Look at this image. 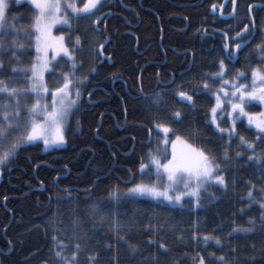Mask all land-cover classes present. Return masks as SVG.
<instances>
[{"label": "trees", "instance_id": "trees-1", "mask_svg": "<svg viewBox=\"0 0 264 264\" xmlns=\"http://www.w3.org/2000/svg\"><path fill=\"white\" fill-rule=\"evenodd\" d=\"M139 1L113 0L108 9L104 5L101 12L109 13L104 16L99 33H92L88 22L81 21L79 25L73 22L70 42L69 29H57V32H65V42L70 48L75 36L81 37L83 51L77 55L82 57L84 66L76 75H85L92 66L97 67V72L81 88L82 102L69 116L65 146L45 151L38 142L24 145L6 166H0V259L4 264H56L52 242L55 233L49 223L55 218L63 221L59 227L68 246L66 256L70 258L75 244L81 243L82 251L74 264H91L88 257L97 254L95 264H195L193 257L197 254L205 257L206 264H218L209 256L212 252L217 257L226 256L229 264H264L261 210L255 202L250 206L247 198L251 181L256 186L254 196L260 199L264 161H249L247 157L253 153L239 148L238 140L232 142L231 163L221 165L225 168L227 189L208 188L201 194V207H195V199L189 197H184L183 208L144 197L109 198L111 192L128 187L124 181L130 175L135 174L130 184L152 178L149 171H155L154 167L143 174L138 171L142 157L145 163L149 162L150 152L160 155L162 163L169 157L170 143L157 144L155 129L149 136L148 129L153 128L154 122L166 123L175 129V135L194 148L211 150L212 155L221 156L220 149L227 138L221 139L209 123L214 96H195V105L189 107L172 93L178 85H184L183 90L191 92L193 87L202 85L204 74L218 71L219 60L226 55L222 52L223 33L234 36L242 24L248 23L249 4L253 5L252 15L259 29L264 22V0H237L235 18L229 15L230 1ZM215 3L218 5L213 12ZM220 5H224L223 9ZM10 8L9 22L17 29L27 28L31 23V6L25 1L17 4L11 0ZM258 29L254 39L233 61L225 60L229 72L225 79L234 81L239 70L248 77L240 82L249 84L251 69L262 66L260 53L254 51L264 38ZM105 37L111 41L103 52V56L111 57L109 60H102L92 51ZM17 38L25 41L23 33ZM33 43L31 46L25 43V48L18 51L22 61L19 66L33 63ZM0 59L5 62L0 78L12 76L10 67L15 61L8 54L0 55ZM70 70L68 58L59 57L46 73L49 89L61 83L62 72ZM171 79L175 83L166 84ZM208 82L213 91L220 87L219 81ZM18 86L26 87V80L19 79ZM88 91L92 93L93 104L85 99ZM161 93L166 103L156 106L155 98ZM247 109L259 112L261 105L252 102ZM175 110L182 111L178 122L171 119ZM229 123V120L224 121L222 126L228 127ZM97 128L99 134H96ZM189 128L198 130V135H189ZM237 131L250 141L257 134L244 119L237 121ZM175 135H170V140ZM160 139L162 141V134ZM256 143L255 155L259 156L264 153V142ZM237 151L244 153L242 159L235 158ZM65 189L71 191V199L57 203L56 194L63 196ZM210 193L214 194V199ZM93 204L99 207L96 215L91 213ZM77 216L80 223L74 230L72 221ZM250 218L256 221L253 231L228 236L233 227H250ZM196 224L200 235L221 237L223 247L213 241L207 245L194 242L191 236ZM150 225L151 231L148 230ZM85 236L89 238L87 244L82 239ZM117 236L125 239L117 243ZM180 236L184 239H178ZM150 239L157 243L149 244ZM159 243H164L167 251L159 249ZM108 244L112 245L110 249L106 247ZM128 244L137 245L136 254L129 251Z\"/></svg>", "mask_w": 264, "mask_h": 264}, {"label": "snow or ice", "instance_id": "snow-or-ice-1", "mask_svg": "<svg viewBox=\"0 0 264 264\" xmlns=\"http://www.w3.org/2000/svg\"><path fill=\"white\" fill-rule=\"evenodd\" d=\"M15 2L20 4L22 0H15ZM26 2L32 8L31 23L27 28L21 26L17 29L14 24L9 22V16L7 15L11 10V0H0V55L8 54L15 61V64L10 67L12 76L0 78V94H3L0 96V149H2L0 150V166H6L13 157L18 155V150L24 145L34 144L37 141H42L45 149L65 145L68 142L66 138L68 117L82 102L83 93L81 88L85 87L89 77L97 72V67L92 66L85 75L77 76L76 73L84 66L82 57L77 55V53L83 51L81 37L79 35L75 36L70 48L65 42V36L63 34L54 36L52 29L56 25L67 26L70 42L73 22L77 25L81 21L88 22L92 33H99V26L104 23V14L101 12V8L104 6L105 0H26ZM230 3L232 11L229 15L235 18L237 0H230ZM223 7L224 5H220L221 9ZM216 8L217 6L214 4L212 6L213 12H215ZM252 8L253 5L249 4L247 9L248 23L242 24L234 36L230 37L228 32L223 33L222 52L226 53V55L219 60L218 71L204 74L202 85L193 87L191 92L183 90L184 85H178L172 93L175 97H178L179 102L186 103L189 107L195 105V96L211 94L215 97V105L210 108L209 112V123L215 126L216 132L221 139L227 138L226 143L221 146V156L218 158L212 155L211 150L191 148L181 136L175 135V129L170 128L164 122H154L153 128L148 129L149 136L155 129L157 131V144L162 142L164 145H168L171 143V158L166 159V162L162 163L156 155L150 152L148 155L149 162L145 163L142 157L138 171L143 174L154 167L156 180L134 184L127 189V196H149L154 200L166 201L169 205H178L181 208L184 207L183 200L187 196L195 199V207H201V194L207 192L208 188L220 186L227 189L228 187V181L223 174L225 168L221 165L231 163L230 149L234 140L239 141V148L253 153V155L247 157L249 161H264V153L259 156L255 155L258 146L256 142H264V111L250 113L246 110L252 102L264 104V68L251 69V84L240 82L248 77L245 72L239 70L235 73L236 79L234 81L225 79L229 75L225 60L233 61L238 53L243 51L250 41L254 39V34L257 32V20L252 15ZM221 15H223V11H221ZM12 19H15V17H12ZM204 31L206 32L207 29H204ZM258 31L264 37V22H261ZM21 33H23L25 41L17 38ZM9 37H12L10 41ZM33 38L37 53L36 61L34 63L30 62L26 67L19 66L22 61L17 53L25 48V43L31 46ZM110 42V39L105 37L104 42L94 46L92 51L96 56L101 57L102 60H109L111 57L103 56V52ZM49 50L54 53L52 60L57 57H67L68 61L71 62V70L61 73L62 81L54 90H50L44 83L43 74L49 71ZM254 51L260 53V64L264 65V38L261 39L259 44H256ZM4 68L5 62L0 59V70ZM28 73H31V75L29 76ZM21 78L25 79L30 86L19 87L18 80ZM209 80L213 84L219 81L220 87L213 91L212 85L208 82ZM174 83V80L169 81V85ZM229 89L231 90L229 91ZM140 90L143 92L142 87ZM29 93L35 94L38 98L30 106L26 102L22 105L21 98L27 99ZM48 95L51 96L50 104L42 102L39 98L41 96L47 97ZM163 95L164 93H161L155 98L156 106L166 103L163 100ZM88 96L90 100L92 93L89 92ZM228 108H230V111L226 112ZM125 111L127 110L125 109ZM25 112L27 116L22 114ZM181 118V110H175L172 113V120L178 122ZM241 118H246L248 125L254 127L257 131L256 136L251 141L237 131V121L241 120ZM229 119V126H222V123ZM99 131L100 129L97 128L96 134H99ZM188 132L189 135H198V130L196 129L189 128ZM161 134L163 137L162 141L160 139ZM170 135H175V139L170 140ZM132 139L135 138L133 137ZM178 144L181 145L180 151H177ZM243 156L244 153L241 151L235 153L237 160L242 159ZM249 185L247 192L249 204L250 206L253 202L259 204L261 210L259 219L261 225L264 226V187L260 188V199L257 200L253 191L256 186L251 184V181H249ZM118 193L119 189L111 193L110 198L119 200ZM209 196L212 199L215 198L214 194L210 193ZM4 199L7 200V197H4ZM63 199H71L70 190L65 189L63 196L59 193L56 194L57 203H60ZM189 211H191V208H189ZM244 211L245 209H240L241 213ZM91 213L93 215L99 213L98 205L93 204L91 206ZM101 222H103V217H101ZM49 223L55 233L52 236V242L53 258L56 260V264H74L82 251L81 243L77 242L75 244L74 251L69 258L64 254L68 246L62 238L59 227L63 224V221L55 218L50 219ZM79 223V217L77 216L72 221L74 230L79 227ZM115 223L119 226V221ZM255 224V219L250 218L248 221L250 227H233L228 236L230 237L235 232H251L255 229ZM194 228L195 231H193L191 236L194 242H203L207 245L210 241H213L216 246L223 247L221 237L212 234L200 235L198 224L194 225ZM148 230H152L151 225ZM77 239L81 238L78 237ZM82 239L85 244L88 243V237L85 236ZM124 239L122 236H117V243ZM178 239L183 240L184 237L180 236ZM148 243L156 244L157 242L150 239ZM8 244L11 245L12 242L8 241ZM106 247L110 249L112 245L108 244ZM157 247L167 251L164 243H159ZM128 249L133 255L138 251L137 245L134 244H128ZM232 251H235V249H232ZM209 256L212 260L217 261L218 264H229L228 259L224 255L217 257L212 252L209 253ZM98 258V254L88 257L91 264H95ZM193 260L195 264H206L205 257L199 254L193 257ZM0 264H4L3 259H0Z\"/></svg>", "mask_w": 264, "mask_h": 264}, {"label": "rangeland", "instance_id": "rangeland-1", "mask_svg": "<svg viewBox=\"0 0 264 264\" xmlns=\"http://www.w3.org/2000/svg\"><path fill=\"white\" fill-rule=\"evenodd\" d=\"M13 1H15V0H13ZM22 1H25L26 2V0H22ZM60 28H67V26H65V25H56L53 29H52V34L54 35V36H59V35H65V32H63L62 30H60V31H58L57 32V29H60ZM33 50H34V54H35V57H34V61H33V63L36 61V56H37V53H36V50H35V43H33ZM54 55V53H53V51L52 50H49V53H48V57H49V60H50V64H49V71L51 70V68H52V64L59 58V57H57L55 60H52L51 58H52V56ZM257 68V67H256ZM261 68H264V65H262L261 66ZM48 71H46V72H44V83L46 84V86L49 88V86H48V84L46 83V79H45V77H46V73H47ZM31 75V73H29V76ZM249 84H251V80H250V83ZM28 86H30L29 84H28ZM55 88H52V89H50V90H54ZM231 89H229V91H230ZM30 95H28V98L27 99H25V98H21V104L23 105L25 102L30 106L32 103H34L35 102V100L38 98L35 94H32V93H29ZM3 95V94H2ZM41 100H42V102H44V103H51V96L50 95H48L47 97H44V96H41V97H39ZM215 97H214V105H215ZM256 103H258V104H260L259 102H256ZM213 105V106H214ZM261 105V110L259 111V112H262V111H264V104H260ZM247 111H249L248 109H246ZM227 111H230V108H228V109H226V112ZM250 112V111H249ZM259 112H250V113H259ZM23 115H25V116H27V113L25 112V113H22ZM70 116V115H69ZM69 118V117H68ZM241 119H244L245 120V122H246V124L248 125V123H247V119L246 118H241ZM68 122V121H67ZM229 122H230V119H229ZM214 126V125H213ZM249 126V125H248ZM215 127V126H214ZM252 127V126H251ZM254 128V127H253ZM255 129V128H254ZM256 130V129H255ZM163 138V137H162ZM175 139V137H173L171 140H174ZM183 139V138H182ZM38 143H41L42 144V146H43V149L46 151V150H52V149H54V148H60V147H63V146H65V145H62V146H59V147H51V148H48V149H45L44 148V145H43V142L42 141H37ZM187 142V141H186ZM187 144L188 145H190L188 142H187ZM191 146V145H190ZM191 148H193V149H196V148H194L193 146H191ZM0 150H2V149H0ZM181 150V145H177V151H180ZM197 150H199V149H197ZM169 157L167 158V159H170L171 158V153H172V145H171V143H170V145H169ZM159 156L160 155H157V157L159 158ZM164 162H166V160L164 161ZM149 175H153L152 176V178L151 177H147V178H145V179H140L138 182H136V183H133V184H129L128 185V187L127 188H125V189H122L121 191H119V193H118V195H119V197H129V196H127L126 195V193H127V189L128 188H130V187H132L134 184H137V183H141V182H145V183H148V182H150V181H155L156 180V175H155V171H149ZM0 176H1V169H0ZM178 190H180V189H178ZM114 192V191H113ZM113 192H111V193H113ZM110 193V194H111ZM110 194H109V198H110ZM135 197H144V198H149V199H151V200H153V201H159V202H162V201H160V200H154V199H152L151 197H149V196H139V195H137V196H135ZM186 197V196H185ZM113 199V198H112ZM163 203H167L166 201L165 202H163ZM178 206V205H177Z\"/></svg>", "mask_w": 264, "mask_h": 264}, {"label": "flooded vegetation", "instance_id": "flooded-vegetation-1", "mask_svg": "<svg viewBox=\"0 0 264 264\" xmlns=\"http://www.w3.org/2000/svg\"><path fill=\"white\" fill-rule=\"evenodd\" d=\"M111 1H113V0H105V7L108 9V6H109V4H110V2ZM202 0H200V2H201ZM228 1H230V0H224V2H228ZM139 3H141V0L139 1ZM214 4H212V6H213ZM215 5L217 6L218 4L217 3H215ZM148 7H144V9H147ZM212 11H213V9H212ZM103 14H104V16L106 15V13H109V11H103L102 12ZM163 52V51H162ZM164 53V59H165V57H166V54H165V52H163ZM158 80V82L161 84V85H163V83L159 80V78L157 79ZM89 92V91H88ZM87 101V100H86ZM87 103L89 104V102L87 101ZM43 189V188H42Z\"/></svg>", "mask_w": 264, "mask_h": 264}, {"label": "bare ground", "instance_id": "bare-ground-1", "mask_svg": "<svg viewBox=\"0 0 264 264\" xmlns=\"http://www.w3.org/2000/svg\"><path fill=\"white\" fill-rule=\"evenodd\" d=\"M248 1H249V0H248ZM243 8H244V7H243ZM214 33H216V32H214ZM66 58H67V57H66ZM166 84H169V82L166 83ZM163 85H164V84H163ZM88 93H89V92H88ZM85 99L89 102V104H93V101L89 100V96H88V94L85 96ZM132 181H133V176L130 175L129 178H128L127 180L124 181V183H126V184H130ZM41 189H42V188H41Z\"/></svg>", "mask_w": 264, "mask_h": 264}, {"label": "water", "instance_id": "water-1", "mask_svg": "<svg viewBox=\"0 0 264 264\" xmlns=\"http://www.w3.org/2000/svg\"><path fill=\"white\" fill-rule=\"evenodd\" d=\"M172 80V79H171ZM41 188H43V186H41Z\"/></svg>", "mask_w": 264, "mask_h": 264}]
</instances>
